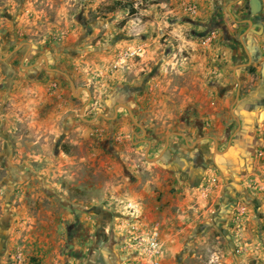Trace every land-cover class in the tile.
<instances>
[{
    "label": "rangeland",
    "instance_id": "obj_1",
    "mask_svg": "<svg viewBox=\"0 0 264 264\" xmlns=\"http://www.w3.org/2000/svg\"><path fill=\"white\" fill-rule=\"evenodd\" d=\"M229 1L0 0V264H264V133L201 88ZM185 157L188 202L126 195Z\"/></svg>",
    "mask_w": 264,
    "mask_h": 264
},
{
    "label": "crops",
    "instance_id": "obj_2",
    "mask_svg": "<svg viewBox=\"0 0 264 264\" xmlns=\"http://www.w3.org/2000/svg\"><path fill=\"white\" fill-rule=\"evenodd\" d=\"M246 3L248 13L243 11V5ZM227 5L228 10L232 11L229 13L231 22L229 27L232 33L234 31L239 32L241 48L232 47V34L228 30L227 36L220 33L215 34L216 38L213 44H207L208 47L213 46V51L210 50V54L216 53L215 58L212 57L213 63L208 68L209 72L213 71L215 75L212 82L202 85L201 88L204 89L205 87L209 92L215 91V98L221 107H224L230 99L228 92L235 89L236 97L237 90L241 91L240 103L242 105L241 107L239 105L241 113L236 119L241 128L238 127L240 130L237 133H251V135L252 133H264V0H230ZM209 49L211 48L209 47ZM248 67L255 70L250 72ZM234 80L238 84L236 87H234ZM217 90L220 91L218 94L216 93ZM207 99L213 100L212 95H208ZM235 100L236 98H234ZM220 112L214 113L213 119L221 117ZM245 121L249 122L250 125H245ZM223 131L225 129L219 130L217 133H223ZM215 142V148H218V138H215ZM171 147L173 146L171 145ZM173 148L175 154L178 155L189 154L190 151L188 150L189 146L185 148L186 152L181 151L183 147L174 146ZM232 149L235 150L237 147L233 140H229L227 148L223 149L224 153L221 155L226 157L227 154H231L230 150ZM200 152L203 154V149ZM182 158L174 161V163L170 161L167 165L169 166L168 169L173 171L171 173L176 170H184V176L173 180L171 184L156 177L151 184H143L138 192H134L131 189L132 185H128L129 191L126 195L135 197L138 205L145 211L151 207H157L161 212L164 211V207L160 203L166 202V200L174 201L177 205L188 202L191 189L195 184L193 179L195 169L193 161H188V157H185L184 160ZM209 163L210 159H207L205 164ZM152 164L157 166V162H152ZM172 188L174 189L172 190ZM159 195L162 198L157 202L155 199ZM136 197L142 200H137ZM164 212L165 214L169 213V211Z\"/></svg>",
    "mask_w": 264,
    "mask_h": 264
},
{
    "label": "trees",
    "instance_id": "obj_3",
    "mask_svg": "<svg viewBox=\"0 0 264 264\" xmlns=\"http://www.w3.org/2000/svg\"><path fill=\"white\" fill-rule=\"evenodd\" d=\"M123 7H125V3L121 2V3H119V5H116V3L112 4V5L108 6L107 9H108V11L114 12L117 9L123 8ZM130 10H132V8Z\"/></svg>",
    "mask_w": 264,
    "mask_h": 264
},
{
    "label": "water",
    "instance_id": "obj_4",
    "mask_svg": "<svg viewBox=\"0 0 264 264\" xmlns=\"http://www.w3.org/2000/svg\"><path fill=\"white\" fill-rule=\"evenodd\" d=\"M238 95H239V91L237 90L236 97H235L236 99L238 98Z\"/></svg>",
    "mask_w": 264,
    "mask_h": 264
},
{
    "label": "built area",
    "instance_id": "obj_5",
    "mask_svg": "<svg viewBox=\"0 0 264 264\" xmlns=\"http://www.w3.org/2000/svg\"><path fill=\"white\" fill-rule=\"evenodd\" d=\"M153 248H155V247H153ZM156 252L158 253V250H156ZM155 263L157 264V261H155Z\"/></svg>",
    "mask_w": 264,
    "mask_h": 264
}]
</instances>
